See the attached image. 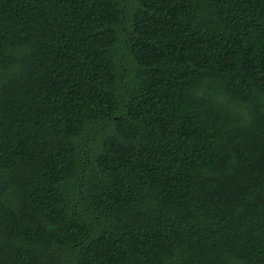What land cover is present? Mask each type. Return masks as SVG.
<instances>
[{"label":"trees","instance_id":"1","mask_svg":"<svg viewBox=\"0 0 264 264\" xmlns=\"http://www.w3.org/2000/svg\"><path fill=\"white\" fill-rule=\"evenodd\" d=\"M0 264H264V0H0Z\"/></svg>","mask_w":264,"mask_h":264}]
</instances>
